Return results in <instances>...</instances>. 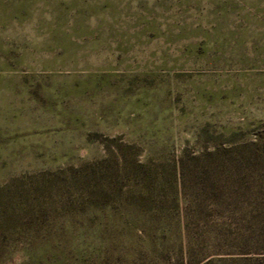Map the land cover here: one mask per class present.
Returning <instances> with one entry per match:
<instances>
[{"label": "rangeland", "instance_id": "1", "mask_svg": "<svg viewBox=\"0 0 264 264\" xmlns=\"http://www.w3.org/2000/svg\"><path fill=\"white\" fill-rule=\"evenodd\" d=\"M260 140L264 0H0V183L55 171L68 198L62 249L44 264H131L109 209L72 202L94 190L93 164ZM257 170L219 176L237 190L232 207L264 209ZM246 216L230 219L264 226ZM24 260L19 250L6 264Z\"/></svg>", "mask_w": 264, "mask_h": 264}, {"label": "trees", "instance_id": "2", "mask_svg": "<svg viewBox=\"0 0 264 264\" xmlns=\"http://www.w3.org/2000/svg\"><path fill=\"white\" fill-rule=\"evenodd\" d=\"M122 155L105 173L93 164L94 190H83L72 202L88 197L109 209L114 219L107 226L122 235L131 264H264V239L241 238L243 230L263 234L264 226L250 228L230 219L237 212L242 218L255 212L264 216V209L232 207L237 190L226 180L217 183L222 174L245 180L257 169L264 171V142L216 145L193 154L185 150L177 159L161 161H139L131 151ZM56 174L22 173L0 183V264L19 250L25 254L21 264H44L62 249L68 198L52 177ZM191 175L189 197L183 181Z\"/></svg>", "mask_w": 264, "mask_h": 264}]
</instances>
